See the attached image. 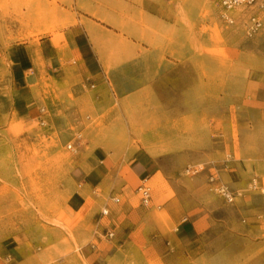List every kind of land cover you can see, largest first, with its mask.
I'll use <instances>...</instances> for the list:
<instances>
[{"label": "rangeland", "instance_id": "374dc122", "mask_svg": "<svg viewBox=\"0 0 264 264\" xmlns=\"http://www.w3.org/2000/svg\"><path fill=\"white\" fill-rule=\"evenodd\" d=\"M0 11L24 28L22 38L74 25L77 12L110 19L118 35L91 37L104 73L139 59L141 74L127 82L122 96L108 82L104 103L91 87L74 98L77 68L65 64L62 54L68 83L58 95L66 110L78 113L63 123L56 116L44 124L34 120L29 128L11 120L0 131V263L96 264L98 255L87 252L116 249L122 256L107 263L164 264L140 238L121 245L83 220L75 226L73 209L86 199L94 202L93 218L113 198L125 202L121 178L142 150L155 160L143 184L150 188L148 207L158 225L170 231L162 206L178 197L193 208L190 215H202L198 227L209 230L218 255L212 264H264V25L246 35L253 10H233V24L222 19L220 0H0ZM62 40L54 35L56 43ZM169 60L190 61L195 79L189 86L172 80ZM179 85L190 91L180 99L173 93ZM98 151L111 157L114 168L90 189L72 173ZM196 166L203 170L186 173ZM210 175L236 195L233 203L215 192ZM130 202L141 205L139 196Z\"/></svg>", "mask_w": 264, "mask_h": 264}, {"label": "crops", "instance_id": "0c3cea01", "mask_svg": "<svg viewBox=\"0 0 264 264\" xmlns=\"http://www.w3.org/2000/svg\"><path fill=\"white\" fill-rule=\"evenodd\" d=\"M103 19L105 22L86 13L77 12L74 25L55 33L22 38L27 34L24 28L14 21L13 15L0 11V131L7 129L11 120L18 121L24 128H29L34 120L44 124L45 119L51 121L53 116H56L55 121L63 123L78 113L77 108L66 110L58 95V91L68 83L63 70L62 54L67 55L65 64L71 63L77 68L78 82L71 87L74 98L85 94L86 89L91 87L92 96L99 99L100 103H104L108 98L107 93H110L108 82L115 83L118 94L122 96L127 91V82L133 81L135 76H141L136 68L139 59H129L121 67L112 70L109 75L104 73L91 37L93 39L97 35L119 33L109 25L116 26L114 21ZM55 34L62 35L63 40L60 43L54 41ZM131 42L133 45L136 44L133 40ZM169 61L173 63V68L168 71L172 80L178 78L181 80L180 85L183 82L185 87L189 86L195 79L190 61L185 60L182 63ZM180 85L178 86L180 88L173 90L176 94L174 97L179 99L186 97L190 92L182 89ZM117 91L114 89L116 94ZM157 94L158 97H165L160 90ZM88 139L91 140V137ZM154 161L142 150L136 152L129 160L128 169L121 178L125 202L119 205L120 202L114 203L112 200L113 205L103 207L108 210L107 215L101 214L102 209L99 217L93 218L90 217V212L94 202L90 204V200L88 202L86 199L75 210L73 209L76 212L74 218L78 220L75 226L84 221L86 226L95 225L97 232L105 230L106 237L107 232L112 231L114 236L111 239L107 237L108 240L114 239L121 245L124 240L132 242L140 238L148 243L151 256L160 257L164 264H212L214 257L218 255L212 250L209 230L201 231L198 227L202 215L189 214L188 211L193 209L192 207L178 197L177 200L175 198L173 201L165 202L162 209L170 219L167 222L170 231H167L158 225L151 207L140 202L141 205L137 208L130 202L135 196H139L140 199L137 189L150 179ZM113 168L114 162L111 157L104 151H98L78 162L72 177L80 182V185L87 184L88 188L95 189L96 186L103 184ZM166 213L163 212L164 215ZM74 218L68 219L67 224L74 223ZM105 218L108 222L102 226L100 222ZM83 233L86 235L88 231ZM95 254L101 260L96 264H109L106 262L107 259H112L117 254L122 256L116 249L111 251L94 249L86 253L87 257H93Z\"/></svg>", "mask_w": 264, "mask_h": 264}, {"label": "built area", "instance_id": "2783aa9c", "mask_svg": "<svg viewBox=\"0 0 264 264\" xmlns=\"http://www.w3.org/2000/svg\"><path fill=\"white\" fill-rule=\"evenodd\" d=\"M220 6L223 9L221 14L222 19L227 24H233L235 21V15L231 12L236 9H249L253 10V14L248 17L245 23L246 35L253 37L256 35L264 25V0H220ZM242 12V11H241ZM67 149H71V145L67 146ZM203 170L202 167L187 168L186 173L190 176H195ZM210 183L214 186L215 192L224 199L227 203H233L236 195L222 182H219L216 175H210ZM250 187L254 190L258 189L256 180L251 182ZM140 195V201L143 205H148L151 200L150 188L144 184H141L137 189ZM114 203H119V198L112 199ZM108 210L103 209L102 215H107ZM114 233L112 231L107 232L109 239L113 238Z\"/></svg>", "mask_w": 264, "mask_h": 264}, {"label": "bare ground", "instance_id": "6f19581e", "mask_svg": "<svg viewBox=\"0 0 264 264\" xmlns=\"http://www.w3.org/2000/svg\"><path fill=\"white\" fill-rule=\"evenodd\" d=\"M143 206V205H142Z\"/></svg>", "mask_w": 264, "mask_h": 264}]
</instances>
